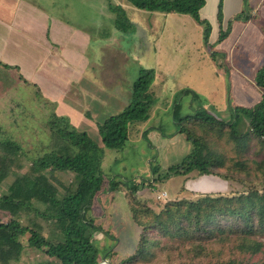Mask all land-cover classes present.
Here are the masks:
<instances>
[{"label":"rangeland","instance_id":"374dc122","mask_svg":"<svg viewBox=\"0 0 264 264\" xmlns=\"http://www.w3.org/2000/svg\"><path fill=\"white\" fill-rule=\"evenodd\" d=\"M1 3L13 7L22 4L24 8L26 4L35 5L49 14V22L64 27L57 42L48 37V55L43 45L29 41L27 32L19 36L22 42L15 43L17 48L8 50L33 79L23 80L16 70L0 65V141L13 140L22 146L24 166L17 169L20 174L28 170L33 157L50 152L54 145L48 125L54 111L103 145L99 124L130 103L141 69L149 68L155 73V96L149 117L130 125V136L123 148H106L103 163L106 175L150 180L138 192L142 201L138 208L152 210L141 216L143 221L151 226L153 213L179 197L196 199L202 193L239 195L253 189L264 193V138L253 133L250 118L243 112L235 116L234 109L236 105L252 107L263 97L264 91L255 78L264 65V48H255L254 52L239 46L227 50L233 34L217 42L211 37L206 42L204 26L192 16L139 9L126 0H0ZM220 3L207 0L201 9V17L214 27L212 36L218 30L211 14L220 8ZM116 4L125 8L130 22L124 31L114 29L115 16L110 6ZM223 9L227 13L226 0ZM37 33L41 38L46 36L42 24ZM37 58L43 59L32 63ZM41 81L51 98L40 87ZM44 96L54 105H47ZM178 101L181 106L175 115L174 105ZM198 108L227 121L236 119L237 129L247 138L245 145L237 146L226 126L200 125L191 120L180 123L181 118L194 114ZM183 125L203 139L216 162L212 170L227 175L228 180L197 171L168 176L170 168L193 150L187 133H180ZM57 176L63 183L71 182L73 177L60 172ZM155 177L160 179L155 181ZM13 179L11 174L1 184L0 193L10 192ZM163 191L167 192V199L158 198ZM128 199L126 192L118 189L112 196L102 195L94 204L98 215L94 222L104 231L94 232L102 252L101 262L113 244L119 259L129 257L137 249L141 227L133 219ZM148 237L153 244L152 255L138 264H183L192 260L196 264H241L242 259L248 262L251 256L235 237L200 242L202 251L185 238L165 237L154 228ZM256 238L264 243V233ZM22 239L27 245L28 235ZM259 256H264V252ZM44 260H48L45 253L26 247L12 264H39Z\"/></svg>","mask_w":264,"mask_h":264},{"label":"trees","instance_id":"16d2710c","mask_svg":"<svg viewBox=\"0 0 264 264\" xmlns=\"http://www.w3.org/2000/svg\"><path fill=\"white\" fill-rule=\"evenodd\" d=\"M126 1L148 11L188 14L204 26V39L210 41L212 24L201 17L206 0ZM110 10L115 16L114 28L123 31L128 28L130 22L125 8L116 4L111 5ZM221 10L222 3L220 19ZM242 17L241 14L238 16ZM227 35L228 30L221 31L219 40ZM216 55L213 57L216 58ZM154 77V70L142 68L134 83L130 103L99 124L103 145L93 140L88 132L77 130L66 117L51 114L48 125L53 132L54 145L50 152L33 157L28 170L20 174L17 169L24 166L21 162L22 146L13 140L0 141L3 153L0 154V186L11 174L14 175L10 192L0 193V264L18 261L26 247L47 255L48 260L39 264H99L102 252L94 239V232L104 231L94 222L98 216L95 215L94 204L100 201L102 195L112 196L118 189L124 190L129 197L133 219L141 227V236L136 251L127 258L119 259L113 247L107 249L106 257L112 264H138L148 260L152 255L153 244L148 237L152 228L165 237L185 238L199 250L200 242L235 237L241 242L240 247L251 254L249 261L242 259L241 264H264V256H259L264 252V243L256 238L257 234L264 233V193L258 189L239 195L202 193L196 199L179 197L170 200L160 212L153 213L154 220L148 226L141 216L152 210L149 207H144L143 211L138 208L142 205L138 192L145 189L146 182L150 180L112 177L104 173L106 148H123L130 136V125L148 119L155 96L152 88ZM256 82L264 91V66L258 70ZM180 106L179 101L175 103V115ZM234 109L235 116L243 112L250 118L253 133L264 138V94L254 106H235ZM190 120L200 125L217 123L228 127L231 139L239 147L247 141L237 129L236 119L227 121L198 108L194 114L181 118L180 123ZM180 133H187L193 150L181 163L170 168L168 176L197 171L200 175L213 174L228 180L227 175L212 170L216 162L203 139L184 125ZM58 172L72 174L71 182L59 181ZM26 235L27 245L22 239ZM183 264L196 263L192 260Z\"/></svg>","mask_w":264,"mask_h":264},{"label":"crops","instance_id":"0c3cea01","mask_svg":"<svg viewBox=\"0 0 264 264\" xmlns=\"http://www.w3.org/2000/svg\"><path fill=\"white\" fill-rule=\"evenodd\" d=\"M220 1L222 3V19L219 18L220 8L218 10L215 9L211 16L215 21V30H218V34L212 36V34H214V27L212 25L213 30L210 36V41L211 37H214L216 42L219 41L221 31L228 30V35L233 34V38L231 45L227 50H232V48H236L239 46L242 48H246V50H248L249 52H254L255 48H264V0H226L227 13H224L223 9L225 0ZM253 1H255V3ZM235 2L237 3V5ZM15 7H13V5L11 4H0V65L16 70L19 74V77H21L23 80H26L29 77L28 74L26 75L25 71L20 66L21 62L16 59L15 55L10 54V51L8 50L11 47L17 48L18 45L15 43L17 41L22 42L19 36L27 32L29 34L27 36L29 41L33 42L35 45H43L46 49L45 53L46 55H48V37H50L52 42H57V40L59 39L58 35L60 36V33L63 31L64 27L56 24L55 22H49V14L47 16L44 9L40 10L35 5L31 6V4H26L27 8H24V6L22 7L21 4V6L17 5ZM14 8L16 10H14ZM240 14L243 16L242 18H238ZM39 24H42L45 28V37L41 38L40 33H37ZM244 38L247 40L243 41ZM14 50L15 49H13V51ZM42 59L43 58L34 59L32 63H40ZM53 63L54 65H57V62L54 59ZM62 63L63 60L60 64ZM29 79L33 78L31 77ZM43 84L44 83H42V85ZM34 85L37 86V84ZM40 87L44 88L42 90L46 91L48 98H51V95L47 93V89H45L44 85ZM35 88H38V86ZM47 96H44V101L47 102V105H54V103H48ZM54 112L56 113V111ZM111 247L116 250L115 244H113Z\"/></svg>","mask_w":264,"mask_h":264},{"label":"built area","instance_id":"2783aa9c","mask_svg":"<svg viewBox=\"0 0 264 264\" xmlns=\"http://www.w3.org/2000/svg\"><path fill=\"white\" fill-rule=\"evenodd\" d=\"M158 198L159 199H167L168 198L167 192L163 191V192L159 193Z\"/></svg>","mask_w":264,"mask_h":264},{"label":"water","instance_id":"95a60500","mask_svg":"<svg viewBox=\"0 0 264 264\" xmlns=\"http://www.w3.org/2000/svg\"><path fill=\"white\" fill-rule=\"evenodd\" d=\"M99 264H112V262L109 259H107V257H104L103 261L100 262Z\"/></svg>","mask_w":264,"mask_h":264}]
</instances>
